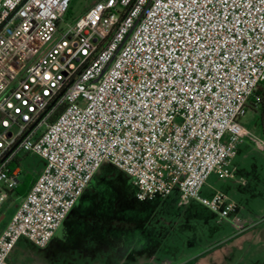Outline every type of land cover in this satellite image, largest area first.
Segmentation results:
<instances>
[{
	"label": "built area",
	"instance_id": "2783aa9c",
	"mask_svg": "<svg viewBox=\"0 0 264 264\" xmlns=\"http://www.w3.org/2000/svg\"><path fill=\"white\" fill-rule=\"evenodd\" d=\"M71 1L0 0V214L18 153L45 161L0 229V264L21 237L46 247L104 162L139 201L176 188L220 222L237 204L201 196L206 181L235 178L243 139L264 151L240 122L264 84V0H95L70 21Z\"/></svg>",
	"mask_w": 264,
	"mask_h": 264
},
{
	"label": "rangeland",
	"instance_id": "374dc122",
	"mask_svg": "<svg viewBox=\"0 0 264 264\" xmlns=\"http://www.w3.org/2000/svg\"><path fill=\"white\" fill-rule=\"evenodd\" d=\"M94 1L72 0L68 20L80 16ZM240 122L260 136V118L252 110ZM235 154L230 161L235 178L219 179L213 173L201 191V196L207 198L223 192L237 204L238 211L220 222L216 212L196 200L182 205L176 188L168 196L139 201L131 178L104 162L84 196H94L100 201L98 207L92 205L94 211L116 214L114 226L103 227V236L108 241L99 242L88 252L84 237L66 245L53 239L44 248L29 244L34 256L25 258L14 250L9 262L89 264V260L82 258L100 255L104 245V264H264V151L245 138L238 143ZM44 165L42 158L25 152L18 153L12 162V166L21 170L19 181L26 175L38 176ZM241 178L245 183L241 184ZM19 202L15 190L10 191L1 211L5 219L0 228L12 217ZM234 214L248 223L245 231L231 222Z\"/></svg>",
	"mask_w": 264,
	"mask_h": 264
},
{
	"label": "crops",
	"instance_id": "0c3cea01",
	"mask_svg": "<svg viewBox=\"0 0 264 264\" xmlns=\"http://www.w3.org/2000/svg\"><path fill=\"white\" fill-rule=\"evenodd\" d=\"M249 109L252 110L255 114H257V116H259L258 112H256L255 110L251 108ZM260 122H261V119H260ZM244 128L247 129L248 131H251L246 127ZM258 134L260 135L259 137L261 136L264 137L262 125H261L260 130L258 131ZM96 174L94 176H96ZM93 178L91 179V181L93 180ZM90 183L88 184L86 189L83 191L81 196L78 198L77 202L75 203L71 211L68 213L67 217L61 223V225L55 232V235L52 237V239L47 244V247H49L53 239H56L58 243L61 245H66L67 243L73 242L75 239L79 240L81 237H84L83 240H84L87 252H88L89 248L97 246L99 242L100 243L103 242L104 244L105 241H108L105 238V236H103V227L105 225H107L108 227L114 226L115 222L117 221L116 214L113 211H111V213H100V212L94 211L95 208H93V206L96 204L98 207V205L101 203L98 199H95L96 197L94 196H91V197L84 196V193L89 188ZM242 183H245V181L243 180L241 184ZM81 203L82 205L84 204V206L80 205ZM7 221L3 224L1 228L5 226ZM29 244L35 246L25 237H21L14 250H19V252H21L25 256V258L32 257L34 255L30 250ZM103 250H104V245H103V248H101V252L98 253L100 255H96L94 258L87 257V258H82V259L89 260V264H104L103 259H105V256L102 253ZM77 259L80 260L81 257L78 256Z\"/></svg>",
	"mask_w": 264,
	"mask_h": 264
},
{
	"label": "trees",
	"instance_id": "16d2710c",
	"mask_svg": "<svg viewBox=\"0 0 264 264\" xmlns=\"http://www.w3.org/2000/svg\"><path fill=\"white\" fill-rule=\"evenodd\" d=\"M256 98H258V100ZM249 107L259 113L262 129L264 132V84L258 86L256 89L254 96L250 100ZM11 167L14 168L12 165ZM36 177L37 176L32 177L30 175H26L24 179L19 182L17 188L15 189L16 195L19 198H22L27 194Z\"/></svg>",
	"mask_w": 264,
	"mask_h": 264
},
{
	"label": "water",
	"instance_id": "95a60500",
	"mask_svg": "<svg viewBox=\"0 0 264 264\" xmlns=\"http://www.w3.org/2000/svg\"><path fill=\"white\" fill-rule=\"evenodd\" d=\"M5 219V214H0V224L3 222Z\"/></svg>",
	"mask_w": 264,
	"mask_h": 264
}]
</instances>
